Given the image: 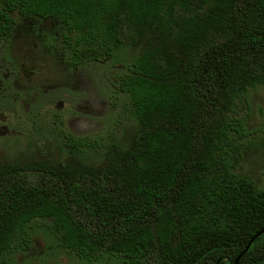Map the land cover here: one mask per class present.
<instances>
[{"label":"trees","instance_id":"trees-1","mask_svg":"<svg viewBox=\"0 0 264 264\" xmlns=\"http://www.w3.org/2000/svg\"><path fill=\"white\" fill-rule=\"evenodd\" d=\"M55 20L76 68L121 63L115 126L64 122L21 156L0 152V264L40 220L79 259L264 264V189L238 171L251 143L238 100L264 85V0H0V43ZM250 149V148H249Z\"/></svg>","mask_w":264,"mask_h":264},{"label":"rangeland","instance_id":"rangeland-1","mask_svg":"<svg viewBox=\"0 0 264 264\" xmlns=\"http://www.w3.org/2000/svg\"><path fill=\"white\" fill-rule=\"evenodd\" d=\"M122 67L97 59L72 68L60 51L55 20H20L11 48L0 43V152L23 155L44 142L60 119L76 136L108 132L122 108ZM235 110L244 122V142L251 143L238 171L264 189V85L250 89ZM47 228V222H35L29 247L4 264H120L112 256L79 259L56 246Z\"/></svg>","mask_w":264,"mask_h":264},{"label":"water","instance_id":"water-1","mask_svg":"<svg viewBox=\"0 0 264 264\" xmlns=\"http://www.w3.org/2000/svg\"><path fill=\"white\" fill-rule=\"evenodd\" d=\"M264 233V227L262 229H260L249 241L247 247L244 249V251L242 253L239 254V256L236 259V262L239 261V259L247 252V250L249 249L251 243L256 240L257 237H259L260 235H262Z\"/></svg>","mask_w":264,"mask_h":264},{"label":"flooded vegetation","instance_id":"flooded-vegetation-1","mask_svg":"<svg viewBox=\"0 0 264 264\" xmlns=\"http://www.w3.org/2000/svg\"><path fill=\"white\" fill-rule=\"evenodd\" d=\"M15 30H16V27L13 29V33H12V36L10 38V41L7 42V43L4 42V43H1V44H3L4 46L8 45L11 48V46L13 44V36H14Z\"/></svg>","mask_w":264,"mask_h":264}]
</instances>
